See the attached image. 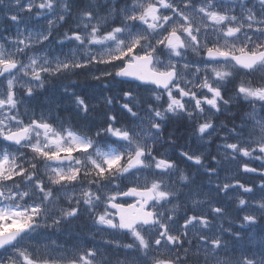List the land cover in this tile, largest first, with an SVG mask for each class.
Listing matches in <instances>:
<instances>
[{
  "label": "snow or ice",
  "instance_id": "6c2138e0",
  "mask_svg": "<svg viewBox=\"0 0 264 264\" xmlns=\"http://www.w3.org/2000/svg\"><path fill=\"white\" fill-rule=\"evenodd\" d=\"M0 264H264V0H0Z\"/></svg>",
  "mask_w": 264,
  "mask_h": 264
}]
</instances>
